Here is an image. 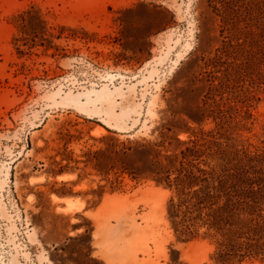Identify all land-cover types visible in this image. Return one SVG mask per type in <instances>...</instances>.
Returning a JSON list of instances; mask_svg holds the SVG:
<instances>
[{
	"label": "rangeland",
	"instance_id": "obj_1",
	"mask_svg": "<svg viewBox=\"0 0 264 264\" xmlns=\"http://www.w3.org/2000/svg\"><path fill=\"white\" fill-rule=\"evenodd\" d=\"M259 1L0 0V264H219L154 163L264 145Z\"/></svg>",
	"mask_w": 264,
	"mask_h": 264
},
{
	"label": "trees",
	"instance_id": "obj_2",
	"mask_svg": "<svg viewBox=\"0 0 264 264\" xmlns=\"http://www.w3.org/2000/svg\"><path fill=\"white\" fill-rule=\"evenodd\" d=\"M249 9L259 10L260 1L253 0ZM250 55L245 51V68ZM209 141L191 140L177 154L178 166L154 163L155 180L173 191L168 207L173 228L182 241L208 240L219 264L264 260V145L256 152L207 153Z\"/></svg>",
	"mask_w": 264,
	"mask_h": 264
},
{
	"label": "bare ground",
	"instance_id": "obj_3",
	"mask_svg": "<svg viewBox=\"0 0 264 264\" xmlns=\"http://www.w3.org/2000/svg\"><path fill=\"white\" fill-rule=\"evenodd\" d=\"M58 178L59 179H67V178H69V175L68 174H62V175H59L58 176ZM68 201H70V199L68 198ZM71 202V201H70ZM72 204V203H71ZM68 207H70L69 205H68ZM72 209V208H71Z\"/></svg>",
	"mask_w": 264,
	"mask_h": 264
}]
</instances>
